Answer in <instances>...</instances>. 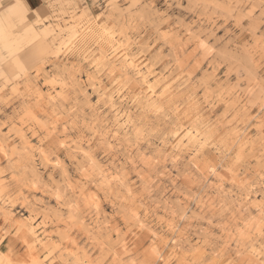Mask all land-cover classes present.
I'll return each mask as SVG.
<instances>
[{"label":"rangeland","instance_id":"obj_1","mask_svg":"<svg viewBox=\"0 0 264 264\" xmlns=\"http://www.w3.org/2000/svg\"><path fill=\"white\" fill-rule=\"evenodd\" d=\"M0 0V264H264V0Z\"/></svg>","mask_w":264,"mask_h":264},{"label":"crops","instance_id":"obj_2","mask_svg":"<svg viewBox=\"0 0 264 264\" xmlns=\"http://www.w3.org/2000/svg\"><path fill=\"white\" fill-rule=\"evenodd\" d=\"M26 1V3H28L29 5H32V6H34L35 4H37V0H25Z\"/></svg>","mask_w":264,"mask_h":264}]
</instances>
